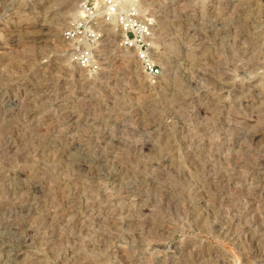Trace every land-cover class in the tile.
Here are the masks:
<instances>
[{
  "label": "rangeland",
  "instance_id": "1",
  "mask_svg": "<svg viewBox=\"0 0 264 264\" xmlns=\"http://www.w3.org/2000/svg\"><path fill=\"white\" fill-rule=\"evenodd\" d=\"M120 2L0 0V264H264V0Z\"/></svg>",
  "mask_w": 264,
  "mask_h": 264
},
{
  "label": "built area",
  "instance_id": "2",
  "mask_svg": "<svg viewBox=\"0 0 264 264\" xmlns=\"http://www.w3.org/2000/svg\"><path fill=\"white\" fill-rule=\"evenodd\" d=\"M120 0H105V6L109 10H120ZM85 10H88L87 4L84 3ZM122 25L124 38V44L128 46H136L137 59L144 65L145 70L150 75H155L158 72V68L153 64H150L147 56V43L145 42V35L147 27L144 23L132 19L130 17H124L120 19Z\"/></svg>",
  "mask_w": 264,
  "mask_h": 264
},
{
  "label": "bare ground",
  "instance_id": "3",
  "mask_svg": "<svg viewBox=\"0 0 264 264\" xmlns=\"http://www.w3.org/2000/svg\"><path fill=\"white\" fill-rule=\"evenodd\" d=\"M94 17H95V16H94ZM34 28H35V27H34ZM70 41H71V40H70ZM102 42H103V41H102ZM102 42H101V43H102Z\"/></svg>",
  "mask_w": 264,
  "mask_h": 264
}]
</instances>
